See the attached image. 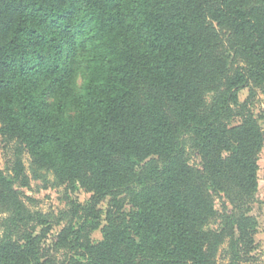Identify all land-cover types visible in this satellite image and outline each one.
Listing matches in <instances>:
<instances>
[{"label": "trees", "instance_id": "1", "mask_svg": "<svg viewBox=\"0 0 264 264\" xmlns=\"http://www.w3.org/2000/svg\"><path fill=\"white\" fill-rule=\"evenodd\" d=\"M246 86L264 92V0H0V264L251 261L264 134ZM26 154L91 194L51 243Z\"/></svg>", "mask_w": 264, "mask_h": 264}, {"label": "rangeland", "instance_id": "2", "mask_svg": "<svg viewBox=\"0 0 264 264\" xmlns=\"http://www.w3.org/2000/svg\"><path fill=\"white\" fill-rule=\"evenodd\" d=\"M81 77L77 80L81 82ZM240 102H248L249 110L257 119L264 134V92L259 87L246 86L239 92ZM242 116L233 119V125L242 122ZM11 147L3 141L0 136V168L6 170L11 160ZM192 164H199L200 157L194 153L190 157ZM27 172L31 177L28 187L22 188L25 200L30 209L41 211L47 215L48 225L52 228L48 243H51L52 237L57 234L62 227L68 224L80 225L83 221V212L78 210L80 204H87L90 201L91 194L78 186H68L58 184L55 174L48 170H36L32 165L31 156H24ZM259 187L253 203L252 214L258 220V229L255 234V249L252 252L251 261L243 264H264V145L259 158ZM109 198L99 204V208L105 211L108 207ZM129 208V207H128ZM105 213L103 221L98 229L91 232L94 242L102 240V228L105 225ZM222 252V251H221ZM221 263L225 262L224 254L219 255Z\"/></svg>", "mask_w": 264, "mask_h": 264}]
</instances>
